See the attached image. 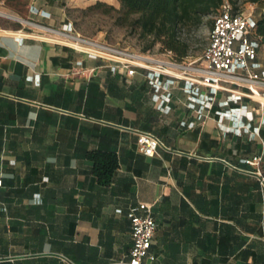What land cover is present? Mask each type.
Masks as SVG:
<instances>
[{
  "label": "crops",
  "instance_id": "0c3cea01",
  "mask_svg": "<svg viewBox=\"0 0 264 264\" xmlns=\"http://www.w3.org/2000/svg\"><path fill=\"white\" fill-rule=\"evenodd\" d=\"M30 1L46 24L66 18V0ZM15 31L0 27V264L126 262L140 203L158 224L147 264H264V126L254 140L215 111L199 118L181 89L160 111L143 72ZM139 133L159 156L138 151ZM93 151L118 156L108 186Z\"/></svg>",
  "mask_w": 264,
  "mask_h": 264
},
{
  "label": "built area",
  "instance_id": "2783aa9c",
  "mask_svg": "<svg viewBox=\"0 0 264 264\" xmlns=\"http://www.w3.org/2000/svg\"><path fill=\"white\" fill-rule=\"evenodd\" d=\"M30 17L15 19L21 28L14 33L18 42L27 37L48 43L65 45L90 59H106L112 62V71L134 76L143 72L153 90L157 109L169 112V104L175 89H181L187 99V107L199 114L212 112L214 107L219 123L232 122V130L247 134L251 139L261 138L264 126V55L262 38L256 39L258 20L253 12H234L226 1L214 18L209 43L201 58L194 62H178L171 52L143 53L111 45L90 38L77 31L72 22L60 25L46 24L39 17L50 19L45 11L32 6ZM264 53V52H263ZM82 63L80 62L79 65ZM260 120L257 122V117ZM185 125V123H182ZM189 128L193 124L188 125ZM138 151L147 157L159 156L160 141L148 133H139ZM262 156L248 163L259 165ZM260 190L264 194V172L257 171ZM0 179V188L2 187ZM121 212V211H118ZM132 248L128 261L119 264H147L155 257L150 254L158 224L153 216V206L140 203L129 209Z\"/></svg>",
  "mask_w": 264,
  "mask_h": 264
},
{
  "label": "trees",
  "instance_id": "16d2710c",
  "mask_svg": "<svg viewBox=\"0 0 264 264\" xmlns=\"http://www.w3.org/2000/svg\"><path fill=\"white\" fill-rule=\"evenodd\" d=\"M120 7L97 1L89 6L86 12L101 13L111 16L115 24L136 33L143 43L141 52L156 53L154 49L160 46L161 52H171L178 62L189 58V40L182 36V31L189 28H201L206 19L215 18L226 1H229L234 12H242L230 0H117ZM254 4L264 6V0H250ZM4 6L23 12V7L30 8V0H0ZM256 39L262 38L264 52V10L259 16ZM213 27L214 19L207 22ZM20 29V24L9 25ZM77 29V28H76ZM258 37V38H257ZM259 40V39H258ZM216 110L214 107L213 111ZM88 158L94 163L93 173L101 186H108L119 168L118 156L114 152L93 151Z\"/></svg>",
  "mask_w": 264,
  "mask_h": 264
},
{
  "label": "rangeland",
  "instance_id": "374dc122",
  "mask_svg": "<svg viewBox=\"0 0 264 264\" xmlns=\"http://www.w3.org/2000/svg\"><path fill=\"white\" fill-rule=\"evenodd\" d=\"M97 1H103L110 5H114L119 8L120 4L117 0H66L65 13L66 18L61 23L72 22L77 28V31L82 35L90 38L99 39L105 41L111 45H116L121 48L141 51L143 43L139 39L138 35L126 28H122L115 24V20L111 16H106L101 13L94 14L92 12H86V9L95 4ZM237 7L242 9L243 13L253 12L255 16H259L263 13L264 6L261 4H254L250 0H230ZM30 8L23 7V12H18L16 9H11L0 3V12L11 13L18 18L26 19L30 17ZM210 19L205 20V24L201 28H189L182 31V36L189 40L190 54L189 58L186 60L188 63L194 62L202 57L208 43L209 35L211 32V27L207 25ZM20 24L15 19H10L9 17H3L0 15V27H10L9 25ZM154 51L159 54L161 52L160 46H157ZM262 56L264 55L262 51Z\"/></svg>",
  "mask_w": 264,
  "mask_h": 264
},
{
  "label": "bare ground",
  "instance_id": "6f19581e",
  "mask_svg": "<svg viewBox=\"0 0 264 264\" xmlns=\"http://www.w3.org/2000/svg\"><path fill=\"white\" fill-rule=\"evenodd\" d=\"M0 15L3 16V17H9V18H12V19H17V16L12 15L11 13L9 14V12H8V14L4 13V12H0Z\"/></svg>",
  "mask_w": 264,
  "mask_h": 264
},
{
  "label": "water",
  "instance_id": "95a60500",
  "mask_svg": "<svg viewBox=\"0 0 264 264\" xmlns=\"http://www.w3.org/2000/svg\"><path fill=\"white\" fill-rule=\"evenodd\" d=\"M11 19V18H10Z\"/></svg>",
  "mask_w": 264,
  "mask_h": 264
}]
</instances>
